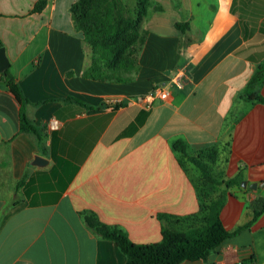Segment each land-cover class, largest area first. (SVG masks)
Masks as SVG:
<instances>
[{
  "label": "crops",
  "instance_id": "obj_1",
  "mask_svg": "<svg viewBox=\"0 0 264 264\" xmlns=\"http://www.w3.org/2000/svg\"><path fill=\"white\" fill-rule=\"evenodd\" d=\"M39 1L0 0L9 69L43 128L41 142L20 131V103L0 80V264H124L84 210L136 244L161 241L159 215L200 210L199 173L181 166L177 140L219 148L214 171L241 176L227 189L223 222L230 231L250 222V204L264 198V103L249 99L264 98V81L249 86L264 63V0H150L140 69L127 82L87 76L91 50L71 13L78 0H44L34 12ZM160 85L171 98L147 107L144 95ZM37 155L47 162L34 164ZM242 261L264 264V213L206 261L181 264Z\"/></svg>",
  "mask_w": 264,
  "mask_h": 264
},
{
  "label": "trees",
  "instance_id": "obj_2",
  "mask_svg": "<svg viewBox=\"0 0 264 264\" xmlns=\"http://www.w3.org/2000/svg\"><path fill=\"white\" fill-rule=\"evenodd\" d=\"M44 6L45 1L40 0L34 12L41 11ZM150 8V0H78L72 5L75 28L83 33L84 41L91 50L88 77L110 82H127L135 78L140 69V54L146 38L143 23ZM184 25L178 23L176 26L182 29ZM0 80L6 82L20 103V131L35 134L41 142L43 128L28 117L29 100L10 69L0 74ZM263 81L264 63L252 76L249 86L258 88ZM249 99L264 103V98L260 95L249 96ZM172 146L178 154L181 166H193L199 173L195 178L200 210L184 217L159 215L163 223L161 241L136 244L122 227L102 222L94 211L81 212L84 222L93 233L117 244L126 256L124 264L206 261L225 241L251 228L264 213V198L256 199L250 204L252 220L233 231L228 230L222 219V211L227 202V189L234 184L240 185L241 176L224 181L221 174L214 171L220 154L217 146L194 151L183 140L175 141ZM222 185L226 187L224 190ZM166 222L174 223L176 227L167 226ZM241 264H245V261Z\"/></svg>",
  "mask_w": 264,
  "mask_h": 264
},
{
  "label": "built area",
  "instance_id": "obj_3",
  "mask_svg": "<svg viewBox=\"0 0 264 264\" xmlns=\"http://www.w3.org/2000/svg\"><path fill=\"white\" fill-rule=\"evenodd\" d=\"M185 71L182 70L178 73V75L174 78V84L178 88H182L184 85V81L182 80L185 77ZM171 98V93L166 88V85H160L154 91L144 95L143 101L147 107L152 106L154 103L159 101H168Z\"/></svg>",
  "mask_w": 264,
  "mask_h": 264
},
{
  "label": "water",
  "instance_id": "obj_4",
  "mask_svg": "<svg viewBox=\"0 0 264 264\" xmlns=\"http://www.w3.org/2000/svg\"><path fill=\"white\" fill-rule=\"evenodd\" d=\"M10 68V62L8 60V57L6 55V50L4 47H0V74L4 73L6 70ZM44 162H47L46 159L43 157L37 155L34 160V164L40 165L43 164ZM243 187H247L248 183L247 181H243L242 183ZM251 188H257L258 183H253L249 185Z\"/></svg>",
  "mask_w": 264,
  "mask_h": 264
},
{
  "label": "rangeland",
  "instance_id": "obj_5",
  "mask_svg": "<svg viewBox=\"0 0 264 264\" xmlns=\"http://www.w3.org/2000/svg\"><path fill=\"white\" fill-rule=\"evenodd\" d=\"M190 169L193 170V171H195V168H193V166H190ZM193 171H192V172H193ZM193 173H194V172H193Z\"/></svg>",
  "mask_w": 264,
  "mask_h": 264
}]
</instances>
